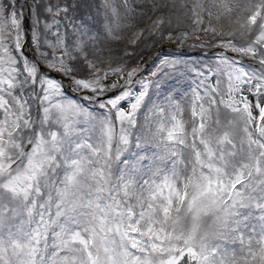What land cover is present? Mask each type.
I'll return each instance as SVG.
<instances>
[{"label": "snow or ice", "instance_id": "6c2138e0", "mask_svg": "<svg viewBox=\"0 0 264 264\" xmlns=\"http://www.w3.org/2000/svg\"><path fill=\"white\" fill-rule=\"evenodd\" d=\"M0 264H264V0H0Z\"/></svg>", "mask_w": 264, "mask_h": 264}, {"label": "bare ground", "instance_id": "6f19581e", "mask_svg": "<svg viewBox=\"0 0 264 264\" xmlns=\"http://www.w3.org/2000/svg\"><path fill=\"white\" fill-rule=\"evenodd\" d=\"M147 43H148L147 40H143V41L141 42V44H140V48H138L137 51H139L140 49H142V48L144 47V45L147 44ZM190 43H191V42H189V44H190ZM121 47H123V45H121ZM176 47H177V45H171L170 48H169V50L175 49ZM179 47H181L182 50L185 51V52H189V51H190V52H194V51H196V50L191 49L190 47H188V45H183V46H179ZM148 52L151 53L150 56H147V53H148ZM152 54H153V52H152L151 50L147 51L146 54H145L144 57H143V61H148V60H149V57H151ZM143 61L140 60L139 57H137V59H136L135 61H133V62H134V63H141V64H142ZM149 63H150V61H149Z\"/></svg>", "mask_w": 264, "mask_h": 264}, {"label": "rangeland", "instance_id": "374dc122", "mask_svg": "<svg viewBox=\"0 0 264 264\" xmlns=\"http://www.w3.org/2000/svg\"><path fill=\"white\" fill-rule=\"evenodd\" d=\"M152 50V52L153 51H156L157 50V48H153V49H151ZM189 53H191L190 51H189ZM147 55L149 56L150 55V53H147Z\"/></svg>", "mask_w": 264, "mask_h": 264}]
</instances>
